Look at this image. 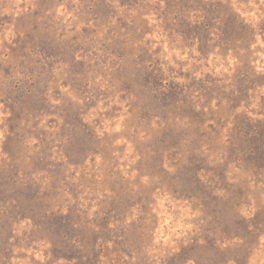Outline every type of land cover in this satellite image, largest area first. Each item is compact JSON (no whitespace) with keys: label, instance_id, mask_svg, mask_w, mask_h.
<instances>
[{"label":"rangeland","instance_id":"rangeland-1","mask_svg":"<svg viewBox=\"0 0 264 264\" xmlns=\"http://www.w3.org/2000/svg\"><path fill=\"white\" fill-rule=\"evenodd\" d=\"M0 264H264V0H0Z\"/></svg>","mask_w":264,"mask_h":264}]
</instances>
